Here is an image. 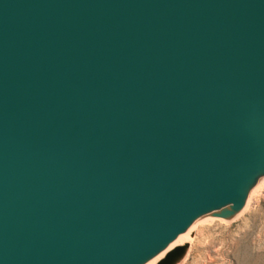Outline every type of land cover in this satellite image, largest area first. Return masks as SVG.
<instances>
[{"label":"water","instance_id":"95a60500","mask_svg":"<svg viewBox=\"0 0 264 264\" xmlns=\"http://www.w3.org/2000/svg\"><path fill=\"white\" fill-rule=\"evenodd\" d=\"M264 168V0H0V264H136Z\"/></svg>","mask_w":264,"mask_h":264},{"label":"rangeland","instance_id":"374dc122","mask_svg":"<svg viewBox=\"0 0 264 264\" xmlns=\"http://www.w3.org/2000/svg\"><path fill=\"white\" fill-rule=\"evenodd\" d=\"M263 180L264 168L252 172L237 201L208 207L159 259L143 264H264Z\"/></svg>","mask_w":264,"mask_h":264},{"label":"bare ground","instance_id":"6f19581e","mask_svg":"<svg viewBox=\"0 0 264 264\" xmlns=\"http://www.w3.org/2000/svg\"><path fill=\"white\" fill-rule=\"evenodd\" d=\"M264 181V180H263ZM253 188V187H252ZM254 189V188H253ZM237 201V199H236ZM235 202V201H233ZM234 204V203H232ZM224 206V205H223ZM227 206V205H225ZM233 206V205H232ZM222 208V207H221ZM208 208H205L204 210H202L201 212H199L197 215H195L188 223L187 225L184 227V229L179 232L178 234H176L174 237H172L170 240H168L167 242H165L164 244H162L160 247H158L156 250H154L151 254H149L147 257H145L144 259L140 260L139 262H137L136 264H143V263H147V262H152L155 261L156 259H159L162 254L165 252L166 247L169 245H172V243L177 240L178 238L182 237L185 235V233L188 231V229L193 225L194 221L198 220L197 218L202 215V213L207 212ZM210 213V212H209ZM203 216V215H202ZM207 217V216H206ZM233 217V216H232ZM170 248V247H169ZM175 251V249H174ZM177 254V253H176ZM175 254V255H176ZM168 259V258H167ZM165 260V259H164ZM168 261V260H167ZM171 261V260H170Z\"/></svg>","mask_w":264,"mask_h":264}]
</instances>
